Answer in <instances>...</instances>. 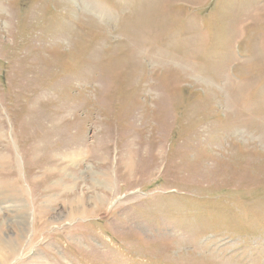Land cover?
<instances>
[{
    "label": "rangeland",
    "instance_id": "rangeland-1",
    "mask_svg": "<svg viewBox=\"0 0 264 264\" xmlns=\"http://www.w3.org/2000/svg\"><path fill=\"white\" fill-rule=\"evenodd\" d=\"M0 264H264V0H0Z\"/></svg>",
    "mask_w": 264,
    "mask_h": 264
},
{
    "label": "bare ground",
    "instance_id": "bare-ground-1",
    "mask_svg": "<svg viewBox=\"0 0 264 264\" xmlns=\"http://www.w3.org/2000/svg\"><path fill=\"white\" fill-rule=\"evenodd\" d=\"M58 104V103H57ZM66 107V106H65ZM55 108H56V106H55ZM59 108V107H58ZM60 110H61V108H60ZM66 111V110H65ZM64 112V111H63ZM65 114V113H64ZM63 115V114H62ZM62 115H60L61 117H63ZM55 123V122H54ZM57 127V126H56ZM58 128V127H57ZM64 128V127H63ZM59 130V129H58ZM54 131H55V129H54ZM56 132V131H55ZM40 145H42V144H40ZM48 152V151H47ZM75 156H76V153H75ZM83 156V155H82ZM51 162V161H50ZM55 162V161H54ZM76 162V161H75ZM57 163V162H56ZM67 163V162H66ZM65 164V163H64ZM74 164V163H73ZM72 164V165H73ZM79 164V163H78ZM83 164V163H82ZM71 166V165H70ZM62 167V166H61ZM50 169V168H49ZM68 170V169H67ZM66 170V171H67ZM65 171V172H66ZM79 171H80V169H79ZM63 172H64V170H63ZM69 172V171H68ZM69 174H71V173H69ZM67 175V174H66ZM74 175V174H73ZM63 176V175H62ZM72 176V175H71ZM67 177V176H66ZM75 177H76V175H75ZM78 177V176H77ZM68 178V177H67ZM79 178V177H78ZM64 179H66V178H64ZM69 179H72V178H69ZM80 179V178H79ZM53 180V179H52ZM78 180V179H77ZM97 181V180H96ZM100 181V180H99ZM94 182H95V180H94ZM65 182H63V184H64ZM62 185V184H61ZM73 185H74V183H73ZM66 186H67V183H66ZM70 186H72V185H70ZM79 186V185H78ZM64 187H65V185H64ZM66 188V187H65ZM70 188V187H69ZM77 188V187H76ZM63 189V188H62ZM78 189V188H77ZM66 190V189H65ZM80 190V189H79ZM78 190V191H79ZM68 191V190H67ZM71 192H72V190H71ZM70 192V193H71ZM66 194V193H65ZM72 195V194H71ZM76 195H74V197H75ZM78 196V195H77ZM49 197V196H48ZM47 197V198H48ZM79 197V196H78ZM64 198H66V197H64ZM73 198V197H72ZM72 198H70L71 200H72ZM68 199V198H67ZM75 199V198H74ZM77 200V199H76ZM82 202V201H81ZM74 203V202H73ZM70 206V205H69ZM72 208V207H71ZM74 208H75V206H74Z\"/></svg>",
    "mask_w": 264,
    "mask_h": 264
}]
</instances>
